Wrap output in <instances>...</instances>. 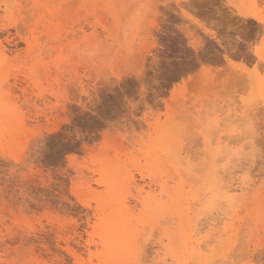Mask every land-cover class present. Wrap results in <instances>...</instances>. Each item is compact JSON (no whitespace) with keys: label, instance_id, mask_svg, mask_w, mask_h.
<instances>
[{"label":"rangeland","instance_id":"rangeland-1","mask_svg":"<svg viewBox=\"0 0 264 264\" xmlns=\"http://www.w3.org/2000/svg\"><path fill=\"white\" fill-rule=\"evenodd\" d=\"M258 53L264 0H0V264H264Z\"/></svg>","mask_w":264,"mask_h":264},{"label":"bare ground","instance_id":"bare-ground-1","mask_svg":"<svg viewBox=\"0 0 264 264\" xmlns=\"http://www.w3.org/2000/svg\"><path fill=\"white\" fill-rule=\"evenodd\" d=\"M255 17H256V16H255ZM250 23H251V22H250ZM261 34H262V33H261ZM257 57L259 58V60L264 61V58H263L259 53L257 54ZM259 62H260V61H259ZM244 76H245V75H244ZM242 78H243V77H242ZM242 78H241V79H242ZM244 78H245V77H244ZM250 78H251V77H250ZM242 80H243V79H242ZM244 81H247V78H246V80H244ZM247 83H248V81H247ZM247 83H246V84H247ZM137 250H138V248H137ZM137 252H138V251H137ZM138 253H139V252H138Z\"/></svg>","mask_w":264,"mask_h":264}]
</instances>
